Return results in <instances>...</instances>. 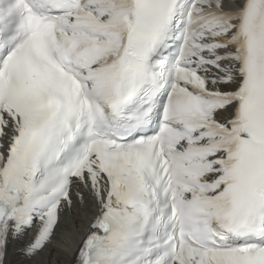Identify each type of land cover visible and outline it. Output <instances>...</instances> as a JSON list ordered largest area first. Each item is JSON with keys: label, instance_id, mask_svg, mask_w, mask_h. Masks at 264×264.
I'll list each match as a JSON object with an SVG mask.
<instances>
[{"label": "snow or ice", "instance_id": "obj_1", "mask_svg": "<svg viewBox=\"0 0 264 264\" xmlns=\"http://www.w3.org/2000/svg\"><path fill=\"white\" fill-rule=\"evenodd\" d=\"M10 241L264 264V0H0V264Z\"/></svg>", "mask_w": 264, "mask_h": 264}, {"label": "bare ground", "instance_id": "obj_2", "mask_svg": "<svg viewBox=\"0 0 264 264\" xmlns=\"http://www.w3.org/2000/svg\"><path fill=\"white\" fill-rule=\"evenodd\" d=\"M95 213L94 205L89 202L86 209L74 206L70 211L66 210L61 216V227L73 231L79 229V237L84 234L87 224ZM31 233L29 234V238ZM77 245L73 250L65 249L60 243H53L40 257L32 258L25 254V244L20 241H10L7 247V264H70Z\"/></svg>", "mask_w": 264, "mask_h": 264}]
</instances>
